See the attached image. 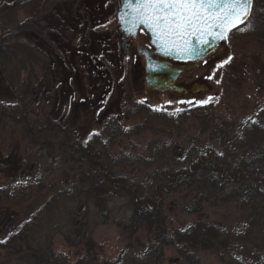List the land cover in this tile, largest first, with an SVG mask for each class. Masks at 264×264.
<instances>
[{
	"label": "rangeland",
	"instance_id": "1",
	"mask_svg": "<svg viewBox=\"0 0 264 264\" xmlns=\"http://www.w3.org/2000/svg\"><path fill=\"white\" fill-rule=\"evenodd\" d=\"M115 3L0 0V35L8 38L0 41V264H33L23 249L11 253L1 246L24 223L30 227L25 245H41L50 234L65 264L83 255L76 243L85 237L96 254L93 264H257L264 257V211L204 180L156 200L158 221L173 240L157 259L149 249L156 225L143 220L133 227L131 218L133 201L154 198L152 188L165 174L207 153L228 173L264 149V0H254L245 30L228 38L232 59L215 68L209 90L193 100L144 93L142 74H130L115 38L114 14L107 9ZM71 5L80 12L69 17L80 22L79 36L64 18ZM23 22L28 25L11 31ZM83 31L101 36L97 55L86 52L98 70L81 68L74 86L63 80L69 52L63 55L50 35L79 46ZM100 71L107 74L101 78ZM90 76L98 77V86L105 79L102 94L91 90ZM208 97V104L197 103ZM23 110L28 120L5 118ZM44 111L52 127L41 129L32 145L27 123L32 130L45 124ZM185 230L195 242L179 239Z\"/></svg>",
	"mask_w": 264,
	"mask_h": 264
},
{
	"label": "trees",
	"instance_id": "2",
	"mask_svg": "<svg viewBox=\"0 0 264 264\" xmlns=\"http://www.w3.org/2000/svg\"><path fill=\"white\" fill-rule=\"evenodd\" d=\"M80 5L81 4L78 2L77 6L79 8ZM71 6L72 7L70 9H73V11H68L69 16L66 15L64 18L69 23V25L67 26H70L72 32L75 35H78L76 32L80 31V28L78 27L80 22H70L69 17L71 18V14H78L79 16L80 12L77 10L78 8L74 7V5ZM262 14V16L264 17V12ZM25 25L28 24H25L24 22L18 24L13 27L11 31L20 30ZM25 33L28 39H32L35 37L34 32ZM83 33L84 31L82 32V34ZM50 36L51 39L54 37V41L57 42L59 45L58 47L61 48L60 50L64 52V50L67 49L69 52L68 56H66L64 60V82L67 81L72 84L74 83V86H76L75 82L79 81L81 77V68H86V73L93 74L88 72L90 71L88 69L92 70L96 68L94 67V60L91 61V59H89L87 56L89 54L86 52L89 51L91 54L97 55V53L101 50V41H98L99 38H101L100 35L94 33L85 34L84 42L82 40V44L79 46H72L69 44L65 45V43L61 42L60 37L58 38L57 34H52ZM6 39L8 38L4 39L3 35H0V41H4ZM89 40H92V42H89ZM44 47L48 49V46L45 45ZM1 52L2 47L0 46V61L2 60L1 58H3ZM51 52H49L48 50L49 56ZM66 53L67 52L65 51L63 55H65ZM77 57L80 58L79 61L76 59ZM57 60H59V62L62 61L61 59ZM99 73L101 74V78L104 77L103 74H107V72L104 71H100ZM90 77H88V85L92 88L91 90L94 92H98V94H102L103 91L106 89L105 79L102 80L103 84L98 86V77ZM49 85L50 84H46V87L48 88ZM46 87L41 93H39L41 99H43L45 95V91L47 89ZM2 111L3 109L0 108V117L3 115ZM27 114L28 113L25 110H23V112H20L19 116L12 112H8L5 114V118L11 119L13 122H19L23 120H28L25 118L27 117ZM43 116H45V124H38L37 128H35L34 130H32L34 124L26 122L29 128L28 131L29 133H31V136H29L31 139L30 143L34 142L32 143V145L36 144L37 139L39 140L41 129L45 131H50V127H52L49 112L44 111ZM215 159L216 158L211 156L210 153H207L206 157H200L195 163L190 162L187 168L183 170L172 171L165 174L163 176V179H161V181L155 184V186L152 188V194L154 198L144 196L140 200L133 201L131 218V223L134 225L133 227L138 226L143 220L147 221L148 225L150 226L151 224L156 225L154 230V238L151 239L149 243V249L157 253L155 255V259H157L160 254L159 250H161V246L173 243L172 237H170L171 235H168V233L166 232L165 228L163 227V223L161 221H158V212L155 211V209L159 207L156 203V200L161 197L162 192L172 191L180 185L189 186L193 182H196L197 180L201 179L206 181V184H211L214 187L225 190L227 195L233 194L235 200L240 201L243 205L251 204V207L264 211V149L257 154L247 157L243 161H238L236 166L233 167L231 171H228V173L225 172V167L222 165L219 166V162L217 161V159ZM217 167L218 171L216 172L214 169ZM104 169L106 168L102 167L101 171L104 172ZM90 194L92 197H94V194ZM48 202L50 203V200ZM29 229L30 227L27 226L25 223L22 224L21 227H19L17 230H15L13 234L10 235V237L6 238V240L2 242L1 246L4 245L5 248H11V253H18L20 249H23L25 251L24 257H28L30 260H32L33 264H65L67 256L64 253H54L50 244V234H46L47 238L45 241H43L41 245L38 244L37 246L33 247L26 246L25 244L28 239ZM183 233L187 236L184 237L181 236V234L179 239H184L185 241H188V243L195 242L196 237L193 234L186 230ZM66 240L70 241L67 237ZM79 244L81 251L84 250V253L81 257H77L76 262L74 264H93V262L95 263L96 254L95 252H92L94 251L92 248L93 245L91 244L89 238L85 237V239L83 238L82 240L77 241L76 245ZM257 264H264V257L261 258L257 262Z\"/></svg>",
	"mask_w": 264,
	"mask_h": 264
},
{
	"label": "snow or ice",
	"instance_id": "3",
	"mask_svg": "<svg viewBox=\"0 0 264 264\" xmlns=\"http://www.w3.org/2000/svg\"><path fill=\"white\" fill-rule=\"evenodd\" d=\"M121 3L119 21L128 25L130 34L143 25L151 32L153 42L166 53L175 51L181 58H193L198 46L226 40L234 28L243 25L250 15L252 0H121ZM231 59L229 56L223 64ZM212 100L213 97H208L197 103L208 104Z\"/></svg>",
	"mask_w": 264,
	"mask_h": 264
},
{
	"label": "flooded vegetation",
	"instance_id": "4",
	"mask_svg": "<svg viewBox=\"0 0 264 264\" xmlns=\"http://www.w3.org/2000/svg\"><path fill=\"white\" fill-rule=\"evenodd\" d=\"M121 5V0H116L115 5H110L107 9L110 14H114L115 38L121 54L129 62L130 74H142L144 93L175 94L183 100H193L199 98V96L209 90V81L211 79H208V77L214 74L215 68L229 56L228 38L240 27L247 25L252 15L254 0H252L251 13L248 20L240 27L233 29L228 34L226 40L219 41V47L217 49H213L196 59H173L159 56L151 43L150 34L143 27H137L132 34L127 30H120L116 15ZM147 59L158 61L159 63H166L170 67L178 70L172 84L175 89L161 91L145 87Z\"/></svg>",
	"mask_w": 264,
	"mask_h": 264
},
{
	"label": "water",
	"instance_id": "5",
	"mask_svg": "<svg viewBox=\"0 0 264 264\" xmlns=\"http://www.w3.org/2000/svg\"><path fill=\"white\" fill-rule=\"evenodd\" d=\"M121 8H122V5L118 9L116 16H117V23L119 25V28H120V30L123 31V30H127L128 25L122 24L119 21V14H120ZM250 13H251V10H250ZM139 26L143 27L150 34L151 43L153 44L154 48L156 49V53L162 57H170L173 59H196V58H200L205 53H207L213 49H217L219 47V41H221V40L212 41L208 45L198 46L197 53L194 55L193 58H181V56L175 51H172L170 54L163 51L160 47L157 46V43L153 42V37H152L151 32L147 28H145L143 25H139ZM139 26H137V27H139ZM240 26L241 25H239L238 27H240ZM234 29H236V28H234ZM145 71H146V74H145L146 75L145 76V87L146 88L156 89V90H161V91H165L167 89H169V90L175 89L172 84H173L174 78L176 76V73L178 72L177 69L170 67L166 63H159L158 61H152V60L147 59Z\"/></svg>",
	"mask_w": 264,
	"mask_h": 264
}]
</instances>
